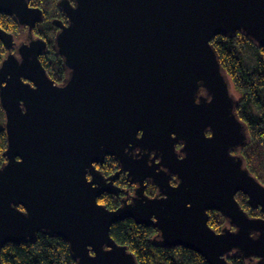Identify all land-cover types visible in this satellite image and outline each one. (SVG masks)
Masks as SVG:
<instances>
[{
  "label": "water",
  "instance_id": "obj_1",
  "mask_svg": "<svg viewBox=\"0 0 264 264\" xmlns=\"http://www.w3.org/2000/svg\"><path fill=\"white\" fill-rule=\"evenodd\" d=\"M59 7L68 19L54 45L67 73L62 85L40 62L46 41L33 37L43 10L0 0V14L30 38L18 58L14 36L0 28L8 53L0 66L8 140L0 264L7 244L39 234L64 239L78 264H138L110 234L126 219L209 264H231L234 253L264 264V218L250 217L237 200L247 196L264 214V185L233 154L247 145L248 130L211 44L242 32L264 47V0H61ZM107 158L120 168L110 177L96 169ZM121 173L135 192L111 211L98 200L124 193ZM147 182L157 197L146 194ZM213 211L227 221L221 232L209 225Z\"/></svg>",
  "mask_w": 264,
  "mask_h": 264
},
{
  "label": "trees",
  "instance_id": "obj_2",
  "mask_svg": "<svg viewBox=\"0 0 264 264\" xmlns=\"http://www.w3.org/2000/svg\"><path fill=\"white\" fill-rule=\"evenodd\" d=\"M60 1L30 0L32 8L42 9L44 12L45 21L35 29L34 35L42 37L51 46L50 54L44 56L42 63L51 80L58 85L63 84L67 74L63 69L61 57L54 49L59 31L53 25V20L61 19V10L58 7ZM0 28L14 37H19L24 32L28 34L27 29L18 25L16 19L3 14H0ZM211 44L220 57L221 65L238 99L237 116L248 130V143L240 151V155L249 172L264 185V47H259L248 40L242 32H238L234 37L218 36ZM7 54L0 42V66ZM7 144L6 132L2 128L0 168L6 163ZM97 169L106 177L113 176L120 170L114 158H107L104 165L97 166ZM116 184L124 190V195L125 188L130 187L125 175L122 174ZM132 189L129 194L131 196L134 195ZM147 189L146 194L152 195L153 189L149 185ZM237 200L250 217L264 218L260 209L256 211L249 206L247 196L237 194ZM98 202L111 211L122 205L121 197L108 194L103 195ZM209 219L210 227L216 232H221L227 226L226 219L217 212H210ZM110 234L115 242L128 247L138 264H209L196 252L183 247L164 246L159 240V232L153 226L138 225L131 219L115 224ZM227 260L231 264H257L255 260H244L238 253L227 256ZM1 261L3 264H78L64 239L46 234H39L33 242L7 244L3 248Z\"/></svg>",
  "mask_w": 264,
  "mask_h": 264
},
{
  "label": "flooded vegetation",
  "instance_id": "obj_3",
  "mask_svg": "<svg viewBox=\"0 0 264 264\" xmlns=\"http://www.w3.org/2000/svg\"><path fill=\"white\" fill-rule=\"evenodd\" d=\"M63 1V0H62ZM61 2V1H60ZM59 2V3H60ZM59 3H58V7H59ZM71 4H74L73 3V1L71 2ZM60 12H61V19H59V18H55L54 20H53V25L58 29V27L59 26H61L62 24L63 25H67L68 24V19L65 17V15L63 14V11H62V8L60 7ZM40 26V25H39ZM58 31H59V29H58ZM33 37L35 38V39H43L42 37H40V36H38V35H34L33 34ZM14 39H15V41H16V47L12 50V52L19 58V52H18V49H19V47L22 45V44H28L29 42H30V38H29V35L26 33V32H24L22 35H20L19 37H14ZM44 40V39H43ZM45 41V40H44ZM46 43H47V41H46ZM50 49H51V46L47 43V49L46 50H44L43 51V53H42V55H41V57H40V61H41V63H42V60L44 59V56L45 55H47V54H50ZM62 85V84H61ZM179 148H181V146H179ZM240 153L241 152H233V154L234 155H238V156H241L240 155ZM104 165V164H103ZM97 166H99V165H97ZM97 166H96V169H97ZM101 167H102V165H101ZM120 171V170H119ZM118 171V172H119ZM123 176L125 175V179H127V177H126V174L125 173H121ZM121 174L119 175V176H121ZM106 177V176H105ZM89 179H90V177H89ZM127 181H128V179H127ZM129 182V181H128ZM172 186L173 187H175L176 185H177V181L174 179L172 182ZM147 185H149L153 190V194L152 195H148L149 197H151V198H153V197H157L158 196V194H159V190L158 189H156V187L151 183V182H147L146 183ZM117 185V184H116ZM129 186L131 187H127V188H125L126 189V191H125V195H124V193L122 194V196H119V197H121V199L122 200H125V199H129L130 197H131V195H129L130 194V192H131V189H132V187H133V193L135 192V186H133V185H131L130 183H129ZM147 189V188H146ZM148 190V189H147ZM147 192V191H146ZM132 193V194H133ZM105 195V194H104ZM109 195V194H108ZM112 196V195H111ZM129 196V197H128ZM103 197V196H102ZM100 199V198H99ZM256 261V260H255ZM257 262V261H256Z\"/></svg>",
  "mask_w": 264,
  "mask_h": 264
},
{
  "label": "rangeland",
  "instance_id": "obj_4",
  "mask_svg": "<svg viewBox=\"0 0 264 264\" xmlns=\"http://www.w3.org/2000/svg\"><path fill=\"white\" fill-rule=\"evenodd\" d=\"M5 120L6 118H5L4 112L2 108H0V131L2 130V128H4Z\"/></svg>",
  "mask_w": 264,
  "mask_h": 264
}]
</instances>
